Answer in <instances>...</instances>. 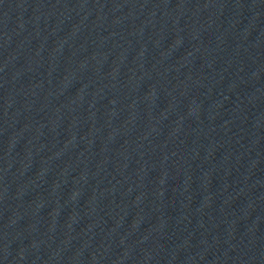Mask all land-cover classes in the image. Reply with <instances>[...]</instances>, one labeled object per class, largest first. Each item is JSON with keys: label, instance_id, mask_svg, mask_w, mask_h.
Segmentation results:
<instances>
[{"label": "water", "instance_id": "obj_1", "mask_svg": "<svg viewBox=\"0 0 264 264\" xmlns=\"http://www.w3.org/2000/svg\"><path fill=\"white\" fill-rule=\"evenodd\" d=\"M0 264H264V0H0Z\"/></svg>", "mask_w": 264, "mask_h": 264}]
</instances>
